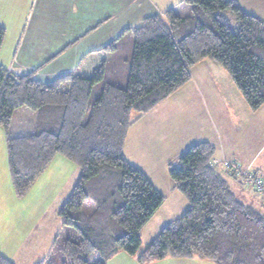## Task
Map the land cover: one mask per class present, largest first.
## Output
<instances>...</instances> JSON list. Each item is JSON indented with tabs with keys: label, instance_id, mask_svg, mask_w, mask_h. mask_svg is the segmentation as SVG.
Wrapping results in <instances>:
<instances>
[{
	"label": "trees",
	"instance_id": "trees-1",
	"mask_svg": "<svg viewBox=\"0 0 264 264\" xmlns=\"http://www.w3.org/2000/svg\"><path fill=\"white\" fill-rule=\"evenodd\" d=\"M181 2L190 5V16L169 8L146 17L82 54L72 70L50 82H40L32 73L12 75L0 64V127L15 195L25 196L56 154L77 168L57 209L61 229L77 234L55 237L61 264H91V254L93 264H106L120 252L137 255L140 231L164 196L126 159L127 131L187 82L194 64L212 59L251 110L264 103V21L236 0ZM125 33L131 57L126 84L120 87L104 74L111 55L124 45ZM4 35L0 26V47ZM21 107L36 113L33 126L11 135L13 114ZM213 155V145L199 141L168 165L172 185L188 206L145 244L137 262L196 255L212 264H264V213L235 196ZM86 202L94 206L88 214ZM53 262L47 256L38 264ZM0 264L15 263L0 252Z\"/></svg>",
	"mask_w": 264,
	"mask_h": 264
},
{
	"label": "crops",
	"instance_id": "crops-1",
	"mask_svg": "<svg viewBox=\"0 0 264 264\" xmlns=\"http://www.w3.org/2000/svg\"><path fill=\"white\" fill-rule=\"evenodd\" d=\"M236 1L244 11L264 21V0ZM169 8H173L182 17L192 14L190 5L181 0H174L169 4L167 0H0V26L5 29V37L0 47V64L12 75L32 73L40 82H50L72 70L82 54L88 50L104 46L126 28L138 26L144 18L162 14ZM127 34L123 36L127 53H121L125 47L123 45L111 55L104 74L106 81L117 83L118 60L126 61L129 54L131 57L130 36ZM197 70L201 72L198 77L194 76ZM127 74L128 71L123 73L125 77L122 75L125 84ZM192 79L194 92L203 99L206 115L200 113L201 121H198L196 114L194 117L197 125L204 121L208 125L193 143L207 141L214 147L215 160L227 158L242 165L251 164L256 174L264 178V103L258 109L251 110L231 77L213 60L204 59L196 64L193 75L191 73ZM100 87L101 85L95 88L96 91L93 87V94L96 95ZM158 108L159 105L155 106L129 128L123 147L126 159L146 174L145 167L149 172L158 169L156 159L151 157L146 162L142 159V153L141 159L135 160L130 147L128 155L126 154L125 145L127 142L128 146L130 138H138L141 147H144L141 148L142 151L146 152L145 147L152 140L156 144L161 139L166 142V130L161 122L167 114L164 109L159 113ZM195 108L196 113L199 106ZM35 117L36 113L27 108L16 109L10 125L14 135L21 133L22 129L29 131ZM179 130L180 127H176L173 122L170 133L177 134ZM0 137L4 139L2 146L5 151L6 136L1 127ZM180 154L169 156L174 160L163 155V166L166 168L169 162H175ZM52 161L37 180L42 178V183L47 187L53 184L54 190L55 185L66 179L58 176L56 169L52 167L55 161ZM67 162L72 168V177H75L76 166ZM74 181L68 187H72ZM156 188L164 196L162 204L167 205L172 201V204L178 203L181 208H187L186 198L172 184L168 188ZM69 192L70 190L64 197ZM241 193L245 195L244 192ZM92 209L93 205L90 211ZM131 260L134 258L131 257ZM193 260L196 262V259ZM200 260L202 263L195 264H209ZM200 260L197 262H201Z\"/></svg>",
	"mask_w": 264,
	"mask_h": 264
},
{
	"label": "rangeland",
	"instance_id": "rangeland-1",
	"mask_svg": "<svg viewBox=\"0 0 264 264\" xmlns=\"http://www.w3.org/2000/svg\"><path fill=\"white\" fill-rule=\"evenodd\" d=\"M173 1L174 0H167L168 4L172 3ZM124 46L125 47L121 52L123 55L127 53V46ZM118 61V78H116V84H118L120 87H124L125 81L122 80L123 76L125 77V75H123V73L128 71L130 54L126 61H124V59H119ZM196 64H194L193 67ZM193 67L190 70L192 75ZM198 75H201L199 70L195 71L194 76L198 77ZM100 85V82L97 83L94 87V91H96L97 89L95 88L99 87ZM158 105L159 113L164 109L165 113L167 114V117L162 119L163 123L161 122V124H163V128L166 130V142H163L161 139L159 143L156 144L152 140L149 146L145 147V152L141 149L144 147H141L140 139L130 138L128 146L126 142L125 152L128 155V148L130 147L134 152L132 158L135 160L141 159L140 155L143 153L142 159L146 162H149V158L154 157L156 162H158V169H153L149 172L145 167L147 174L145 172L144 174L155 188H168L169 185L172 184L168 174V165L172 162H169L165 168L162 163L163 155H166V157L169 158L170 155L175 156L176 154L184 152L190 145L193 144V141L199 137L201 131L207 128L208 125H206V121L201 122V125H197V119L194 117L196 114L198 121H201L200 113L202 112L205 115V112L203 107V99L199 97V94L194 92L193 79L191 80V76L187 82L181 85ZM197 105L199 108L195 113L194 109H196L195 107ZM173 122L176 123V127H180V130L177 134L173 132L170 133ZM25 130L26 129H22L21 133H23ZM10 131L11 135H14L13 130ZM3 142L4 139L0 137V252L12 260L15 264H38L47 256L48 259L54 261L53 263L61 264L63 256H61L59 252L55 250L57 247L54 246L55 237L60 233L61 237L70 236L71 238H76L77 234L69 227H63V229H61V219L57 215V209L66 199V197H64L66 196V192L72 188L68 186L71 181L76 180L77 174L75 177H72V168L67 162L68 160L62 155L56 154L55 158L53 159L55 162L52 161V167L56 169L60 178L66 180H64V182H60L59 185H55L54 190H52L53 184L47 187V185L42 183L43 180L41 181V178L39 181L37 180L34 183L25 196L17 197L14 191H12L13 187L8 168L6 143L4 151L2 146ZM60 158L63 160L61 161ZM169 160L174 159L169 158ZM212 162L216 164L219 171H221V174L226 182H229L228 185L230 189L235 191V196H239V200L257 208L259 211L264 213V193L258 192L253 182L245 178L242 172H251L254 177H258L262 180V182H264V178L256 174L253 165H242L237 161L227 158H222L219 161L212 157ZM236 169H240V171L237 172ZM241 192H244L245 195H243ZM84 206V211H86L88 214L92 205L89 204V202H86ZM186 209L187 208H181V205H178V203L172 204V201L167 205L162 204L154 213V215L148 220V222L144 224L140 231L141 245L137 255L128 256L125 253H117L116 255L112 256L106 262V264L202 263V261L196 255L189 258L167 256L157 261L145 263L137 262L138 253L144 248L145 244L151 238L156 236L164 225L180 216ZM131 257L134 258L133 261L131 260ZM193 259H196V262H194ZM88 260L91 264H93L95 261L94 254H91L88 257ZM198 260L201 262H197ZM203 263L212 264L208 261Z\"/></svg>",
	"mask_w": 264,
	"mask_h": 264
},
{
	"label": "built area",
	"instance_id": "built-area-1",
	"mask_svg": "<svg viewBox=\"0 0 264 264\" xmlns=\"http://www.w3.org/2000/svg\"><path fill=\"white\" fill-rule=\"evenodd\" d=\"M236 171L238 172V171H240V169H236ZM242 172H243L245 178H247L248 180L253 182V184H254V186L258 192L264 193V182H262V180L260 178L254 177L251 172H247V173L245 171H242Z\"/></svg>",
	"mask_w": 264,
	"mask_h": 264
}]
</instances>
